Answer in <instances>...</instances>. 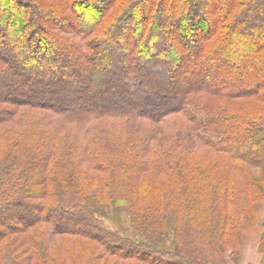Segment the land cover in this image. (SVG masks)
Segmentation results:
<instances>
[{
  "label": "trees",
  "instance_id": "16d2710c",
  "mask_svg": "<svg viewBox=\"0 0 264 264\" xmlns=\"http://www.w3.org/2000/svg\"><path fill=\"white\" fill-rule=\"evenodd\" d=\"M260 200L264 0H0V264H238Z\"/></svg>",
  "mask_w": 264,
  "mask_h": 264
},
{
  "label": "rangeland",
  "instance_id": "374dc122",
  "mask_svg": "<svg viewBox=\"0 0 264 264\" xmlns=\"http://www.w3.org/2000/svg\"><path fill=\"white\" fill-rule=\"evenodd\" d=\"M92 206L95 208L100 222L106 227L116 230L120 233H123L128 236H134L135 233L130 224V214L126 208H119L114 205L109 206L108 208L102 207L101 205L96 204L91 201ZM257 211V225L260 227L261 222L264 218V200H260L255 204ZM250 226L251 224L250 218L247 217ZM170 225V230L172 231V225ZM258 227V228H259ZM168 247H172L171 242H168ZM230 252V249H227V257ZM230 264H235L231 258H228Z\"/></svg>",
  "mask_w": 264,
  "mask_h": 264
},
{
  "label": "crops",
  "instance_id": "0c3cea01",
  "mask_svg": "<svg viewBox=\"0 0 264 264\" xmlns=\"http://www.w3.org/2000/svg\"><path fill=\"white\" fill-rule=\"evenodd\" d=\"M247 217L248 216L245 217L242 230V258L238 264H264V254L259 250V238L262 231V225L259 227L250 219L251 224L253 225L250 226Z\"/></svg>",
  "mask_w": 264,
  "mask_h": 264
}]
</instances>
